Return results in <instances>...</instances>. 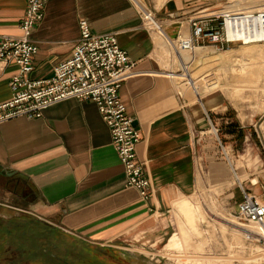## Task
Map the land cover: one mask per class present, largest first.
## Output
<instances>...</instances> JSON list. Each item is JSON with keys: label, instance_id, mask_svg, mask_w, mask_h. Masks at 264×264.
<instances>
[{"label": "crops", "instance_id": "obj_1", "mask_svg": "<svg viewBox=\"0 0 264 264\" xmlns=\"http://www.w3.org/2000/svg\"><path fill=\"white\" fill-rule=\"evenodd\" d=\"M26 4L27 0H0V35L22 34ZM148 4L171 38L187 35L189 20L205 9L201 0H167L159 9L154 0ZM81 22L96 34H117L133 64L136 75L123 84L119 96L141 133L137 157L147 164L155 195L144 201L127 185L110 128L96 104L68 100L45 110L39 119L21 117L0 124V204L26 210L68 235L100 246L148 226L174 202L185 220L177 221L178 232L197 230L205 216L189 207L187 197L196 190L203 122L162 67L157 35L141 27L132 0H49L31 37L38 47L31 77H52L78 44ZM17 72L14 62H0V105L11 100L10 81ZM245 127H230L224 136L235 139L239 130L231 142L235 144ZM260 177L252 185L258 186L254 195L264 202ZM206 211L211 213V208Z\"/></svg>", "mask_w": 264, "mask_h": 264}, {"label": "rangeland", "instance_id": "obj_2", "mask_svg": "<svg viewBox=\"0 0 264 264\" xmlns=\"http://www.w3.org/2000/svg\"><path fill=\"white\" fill-rule=\"evenodd\" d=\"M154 1L159 9L167 0ZM236 1L201 0L211 10ZM240 1L264 8V0ZM157 44L161 65L169 73H185L181 61H192L186 72L194 85L187 78L174 81L203 122L196 190L187 203L202 210L204 221L197 222V230L178 232L177 221L185 220L174 202L169 212L148 226L100 246L68 235L26 210L0 204V264H178L176 260L186 259L193 264H264L258 260L263 245L248 242L236 218L240 185L255 194L258 186L252 185L253 180L260 176L264 180V43L253 44L252 49H248L252 45H236L220 51L205 46L192 55L174 52L158 35ZM214 107V111L206 109ZM240 123L246 126L242 139L232 144L240 131H235V139L224 134Z\"/></svg>", "mask_w": 264, "mask_h": 264}, {"label": "built area", "instance_id": "obj_3", "mask_svg": "<svg viewBox=\"0 0 264 264\" xmlns=\"http://www.w3.org/2000/svg\"><path fill=\"white\" fill-rule=\"evenodd\" d=\"M48 1L27 0L20 24L22 34L0 35V62H14L18 67V72L10 81L12 98L0 105V124L21 117L39 119L45 110L68 100L95 103L110 128L127 185L136 189L142 200L149 201L154 197L155 190L147 175L146 162L137 157V146L142 136L119 96L123 84L136 73L132 71L133 64L127 52L119 46L117 34H96L87 22H81L78 44L71 56L54 68L52 77H31L33 59L38 52L31 37L44 18ZM132 1L139 11L141 27L160 36L178 54L192 55L205 46L220 51L236 45L264 43V8L237 11V8L231 7L235 4L229 2L218 10L205 8L189 20L190 32L187 35L171 38L155 12L147 6L149 0ZM191 64L192 61H181L180 65L183 71L184 68L187 71V66ZM167 73L174 79L172 72ZM219 143L222 144L220 140ZM240 190L242 199L237 204L236 218L248 230L251 227L257 229L255 232L259 234L256 237L247 232V228H241L246 229L243 232L248 242L263 245L261 252L264 255V202L242 185Z\"/></svg>", "mask_w": 264, "mask_h": 264}, {"label": "bare ground", "instance_id": "obj_4", "mask_svg": "<svg viewBox=\"0 0 264 264\" xmlns=\"http://www.w3.org/2000/svg\"><path fill=\"white\" fill-rule=\"evenodd\" d=\"M252 1V0H251ZM250 1V2H251ZM259 1V0H258ZM261 1V0H260ZM248 2V1H247ZM255 2H257V1H255ZM253 3V2H252ZM233 4H235V5H232L231 7L232 8H237L236 10L237 11H245V10H250V9H253V8H255V6H251V5H247V4H249V3H247V4H243L242 3V1H240L239 0V2L238 1H236L235 3H233ZM255 5V4H254ZM259 6V5H258ZM259 8V7H258ZM249 45H252L251 47H248V49L249 48H255V46H253V44H249ZM247 48V47H246ZM201 51H203L201 48H198L197 50H196V52H198V53H200ZM263 53H264V51H262ZM256 54H259L257 51H256ZM183 58H186V57H183ZM187 59V58H186ZM184 60V59H183ZM185 61V60H184ZM187 62V61H186ZM185 62V63H186ZM213 64V63H212ZM223 65V64H222ZM221 65V66H222ZM220 66V65H219ZM217 68V67H216ZM242 68H245V67H242ZM188 69V68H187ZM217 70H219V69H217ZM183 71V70H182ZM188 71V70H187ZM184 74H178V73H175V72H172L171 74L173 75V77L174 78H176V79H184V78H187L188 79V81L192 84L193 83V78H192V76L190 75V74H188V72H186V69L184 68ZM209 74V73H208ZM193 85H194V83H193ZM194 89H196L195 87H193ZM239 226L240 227H242V228H248L247 226H245V225H242V224H239ZM238 227V226H237ZM237 229V228H236ZM244 230H246V229H244ZM243 229L241 230L240 229V232H242V231H244ZM247 232H249L251 235H254V236H256L257 237V233L258 232H255V231H251V230H246ZM243 234H244V232H242ZM259 234V233H258ZM259 255V258H258V260H260V262L261 261H263L264 260V255H263V253L262 252H259L258 253ZM175 260V259H174ZM176 263H178V264H193V262L192 261H189L188 259H186V260H176L175 261ZM262 263V262H261Z\"/></svg>", "mask_w": 264, "mask_h": 264}]
</instances>
